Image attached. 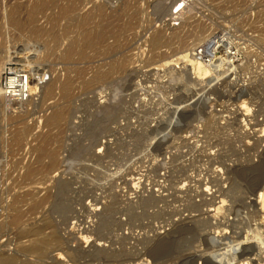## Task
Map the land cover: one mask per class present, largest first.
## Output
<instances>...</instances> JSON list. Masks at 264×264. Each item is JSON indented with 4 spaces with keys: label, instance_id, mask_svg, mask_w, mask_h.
Masks as SVG:
<instances>
[{
    "label": "rangeland",
    "instance_id": "374dc122",
    "mask_svg": "<svg viewBox=\"0 0 264 264\" xmlns=\"http://www.w3.org/2000/svg\"><path fill=\"white\" fill-rule=\"evenodd\" d=\"M180 1L0 0V84L9 61L32 65L29 100L0 102L1 254L32 264H167L201 242L222 259L240 241L257 243L264 0H183L175 16ZM85 31L103 38L86 44ZM157 32L183 33L196 47L227 33L240 59L200 79L179 42L153 45ZM70 42L78 53L67 59ZM58 105L66 122L49 131ZM48 132L59 148L52 171L49 158L39 161Z\"/></svg>",
    "mask_w": 264,
    "mask_h": 264
},
{
    "label": "bare ground",
    "instance_id": "6f19581e",
    "mask_svg": "<svg viewBox=\"0 0 264 264\" xmlns=\"http://www.w3.org/2000/svg\"><path fill=\"white\" fill-rule=\"evenodd\" d=\"M177 3V2H176ZM181 3V5H183V7L177 12V13H179V12H181L182 10H185V8H186V3H185V1H183V0H181L180 2H178L177 4H176V7H177V5L178 4H180ZM36 11H37V9H36ZM101 11H103V10H101ZM16 25H18L19 27L21 26V28H22V25H21V23L20 22H17L16 23ZM175 25V24H174ZM201 29H203V28H201ZM21 30V29H20ZM204 30V29H203ZM22 31V30H21ZM90 31V30H89ZM87 32V31H85L86 33H85V36H84V41H85V43L86 44H91V43H94V41H95V39L97 38V40L99 39H101V38H103L102 36H101V34H96V35H93V34H91V32ZM202 31V30H201ZM36 34L37 33H39V32H41V28L40 27H35V31H34ZM186 35H188V34H186ZM201 35V34H200ZM77 38V37H76ZM73 40H75V39H73ZM72 40V41H73ZM77 40V39H76ZM75 40V41H76ZM82 40V39H81ZM171 41V42H179L180 43V45H181V48L183 49V51H182V54H183V56L185 57V61H186V63H189V65L188 66H191L192 67V69L194 70V74L196 75L195 77H198V78H200V79H206V78H217L219 75H221V71H219L217 68L219 67H217V65L218 64H220L219 62H221V64H227V65H230L231 66V68H233V66L234 67H236V63H234V61H235V57L233 58V59H231V56L229 55V52H228V50H227V46H222L220 49H218V53H217V60L215 61V63H214V66H208V65H206V64H204L202 61H199L198 59H196L194 56H193V50H194V48L196 47V43H195V41H194V43H188V41H187V39L185 38V34H183V33H173L171 36H169L168 38L167 37H165L164 36V34L163 33H160V32H157V34H155V36L153 37V45L155 44V45H160V44H163V43H165V42H167V41ZM74 41V42H75ZM70 43H72V42H70ZM69 44V43H68ZM78 45V44H77ZM80 45V44H79ZM236 46H237V50H239V53H240V51H241V47H239V45L238 44H236ZM80 48V47H79ZM180 48V47H179ZM66 49V48H65ZM81 49V48H80ZM30 51V50H29ZM180 52V51H179ZM75 53H78V51H77V47H76V43L74 44V43H72L71 45H69V47L64 51V56H65V58H67V59H72L73 58V56L75 55ZM26 55V54H25ZM24 55V56H25ZM23 56V58H25ZM31 56V55H30ZM27 59V58H26ZM25 60V59H24ZM31 61V60H30ZM10 62H13V60L12 61H9V63ZM25 62V61H24ZM31 63V62H30ZM8 64V63H7ZM7 64H6V67H7ZM17 64H19V63H17ZM26 64V65H25ZM21 65V64H20ZM30 65V64H29ZM27 65V63H24V67L26 68V66H28V67H31L32 65ZM118 65H116V67H117ZM221 66V65H220ZM6 67H5V70H6ZM22 67H23V65H22ZM27 67V68H28ZM225 67H226V65H225ZM24 68V69H25ZM115 68V67H114ZM220 68V67H219ZM230 68V69H231ZM30 69V68H29ZM27 70V69H26ZM29 71V74H30V70H28ZM227 71V70H226ZM105 75V74H104ZM101 76V75H100ZM102 77V76H101ZM29 78H30V75H29ZM72 85H73V80L71 79V78H69L67 81H66V84H65V91H64V99H66V98H70V96H71V88H72ZM30 91H31V88H30ZM31 97V96H30ZM29 100V99H28ZM0 102H2L4 105H6L7 107H15V106H17L18 105V102H22V101H8L5 97H4V95H3V93H2V84H0ZM63 102V101H62ZM112 102V101H111ZM245 102V101H244ZM56 103V102H55ZM60 104V103H59ZM57 105V104H56ZM63 105H65V103L63 104ZM248 105V104H247ZM246 104H243V106H242V109L243 110H245V111H248V106H247ZM59 106V105H58ZM56 106V108H55V110L52 112V114L51 115H49V118L47 119V126H49L50 127V130L49 131H51V130H53V129H57V130H61V128H62V126L64 125V123L66 122L65 121V118H66V114H67V106L65 107V106ZM54 107H55V105H54ZM19 111H24V109H22V110H19ZM73 111V110H72ZM20 113V112H19ZM26 113V112H25ZM22 115H24V114H22ZM20 116V115H19ZM21 117V116H20ZM25 117H22V118H19V119H17L18 121H23V119H24ZM260 131V133H262V136L264 137V126L259 130ZM52 133V132H51ZM65 133V132H64ZM257 133V132H256ZM16 134V133H15ZM61 134V133H60ZM259 134V133H258ZM25 135H26V129L24 128L23 129V131L22 132H19V134L17 135L16 134V137H15V139L18 141V142H21V141H23V138L25 137ZM41 139H42V146H41V153H40V155H39V161L40 160H42V159H44V158H49V161H52V162H50V164L48 165V167H47V169L49 170V171H52V170H54L55 169V167H56V161H60V158H59V148H58V146L57 147H54V148H51V147H49L48 145H49V143L51 142V135L49 134V132L47 133V134H42L41 135ZM264 139V138H263ZM263 139H261V141L263 140ZM259 143V142H258ZM98 144V143H97ZM95 146V145H94ZM100 146V145H99ZM97 147V146H96ZM109 152V151H108ZM107 153V152H106ZM107 155V154H106ZM101 156V155H100ZM254 156V155H253ZM229 158V157H228ZM177 161V160H176ZM260 165V164H259ZM263 165V164H262ZM259 167V166H258ZM263 167H264V165H263ZM158 169V168H157ZM220 169V168H219ZM256 169H257V167H256ZM263 169V168H262ZM262 169H260L261 171H262ZM217 170H218V168H217ZM216 170V171H217ZM264 170V169H263ZM259 171V170H258ZM263 172V171H262ZM258 173V172H257ZM261 173V172H260ZM262 174V173H261ZM218 175H219V173H218ZM260 177H262L261 179H260ZM264 174L262 175V176H258V180H260V181H258V182H255V184L257 183V185H256V190H255V192H254V194H252V195H255V198H251V200L252 199H254V204H256V203H258V207H260V210L258 211V213H259V215H260V220L261 221H259L260 223H259V225L261 224V226L263 225L264 226ZM254 181H257V180H254ZM182 183V182H181ZM213 184V183H212ZM251 189V188H250ZM247 191V190H246ZM250 191V190H249ZM253 191V190H252ZM251 192V191H250ZM226 193V192H225ZM245 193H247V192H245ZM202 194V193H201ZM221 194V193H220ZM226 195V194H225ZM236 195V194H235ZM249 195V194H248ZM227 196V195H226ZM253 197V196H252ZM49 199V198H48ZM47 200V199H46ZM153 200V199H152ZM155 200V199H154ZM226 202V199H225V197L222 199V203L224 204ZM251 203V202H250ZM223 204L222 205H220V206H218V207H216V210L219 212L222 208H223ZM257 205V204H256ZM255 205V206H256ZM35 207V206H34ZM33 208V207H32ZM38 208V207H37ZM96 209H98L97 207H94L93 208V210H96ZM257 209V208H256ZM259 209V208H258ZM257 209V210H258ZM38 210V209H37ZM215 211V210H214ZM258 216V215H257ZM21 218H22V216L19 214L15 219H17L18 221H21ZM221 224V223H220ZM246 225V224H245ZM248 225V224H247ZM209 226V225H208ZM238 226V225H237ZM222 228V227H221ZM161 229V228H160ZM211 229V228H210ZM217 229H219V228H217ZM228 229V228H227ZM240 229H242V228H240ZM247 229V228H246ZM249 229V228H248ZM257 231L255 232V234H254V232H253V234L255 235L254 237H253V235H252V237L253 238H255L256 237V240H257V243L255 242H253L251 239V242H253L254 243V245H252V244H244V242H241L240 241V243L237 245L236 244V248H235V246L233 247V249H232V251L234 252L233 254H231V255H229V257H227L226 258V256H225V259H222L221 258V255L219 256V254L218 253H214V252H216V251H214V249H213V247H212V250H211V247H210V245H211V242H210V244H206L207 245V247H206V249L205 250H203L202 252H201V250H199L200 249V244L202 243H198L196 246H194V248H193V250H191V251H189V252H187L186 254H184V255H182L183 256V259L181 260V261H172V262H168L167 264H197V262H199V264H211V262L212 263H214V264H225V263H228V262H232L233 264H264V228H257L256 229ZM87 231V230H86ZM91 231V230H90ZM245 231V230H244ZM226 232V231H225ZM250 232V231H249ZM215 234H217L218 233V231L216 232H214ZM242 233V232H241ZM251 234V233H250ZM249 234V235H250ZM96 235V234H95ZM224 235V234H223ZM238 235V234H237ZM240 236V235H239ZM251 236V235H250ZM91 233L89 234L88 232H87V234L86 233H84V232H82V233H80V235H79V237L78 238H80L82 241H86V242H88V241H92V239H91ZM219 238V237H218ZM243 238H244V236H243ZM251 238V237H250ZM216 239V238H215ZM233 239V238H232ZM239 239H240V237H239ZM218 240V239H217ZM226 240H228V239H226ZM184 241V240H183ZM182 241V242H183ZM222 241V240H221ZM239 241V240H238ZM245 241V240H244ZM79 242V241H78ZM206 242V241H205ZM231 242V241H230ZM247 242H248V240H247ZM46 243V242H45ZM107 243V242H106ZM235 243H236V240H235ZM234 243V244H235ZM96 246L99 248H96V249H98V250H100L101 251V249L102 248H100L101 246H103V245H105V242H103V241H99V239L97 238V240H96ZM184 244V243H183ZM230 244V243H229ZM5 245V244H4ZM202 246L204 245L203 243L201 244ZM213 245V244H212ZM233 245V244H232ZM44 246V245H43ZM81 246V245H80ZM100 246V247H99ZM219 246V245H218ZM205 247V246H204ZM224 247V246H223ZM95 248V247H94ZM189 248V247H188ZM230 248H229V252L231 251L230 250ZM27 249H29V248H27ZM32 249H33V251H35V252H37L38 254H40V255H42L43 254V248H41V247H36V248H34V247H32ZM132 249V248H131ZM202 249V248H201ZM204 249V248H203ZM87 250V249H86ZM103 250V249H102ZM105 250V249H104ZM118 250V249H117ZM189 250V249H188ZM219 250V249H218ZM228 250V249H227ZM28 251V250H27ZM97 251V250H96ZM129 251V250H128ZM180 251V250H179ZM224 251V250H223ZM226 251V250H225ZM239 251V252H238ZM34 252V253H35ZM92 252V251H91ZM94 252V251H93ZM104 252V251H103ZM183 252V251H182ZM254 252H256V253H258V255H255L254 257L253 256H251V255H253L254 254ZM99 253V252H98ZM211 255H210V254ZM223 253H225V252H223ZM33 254V253H32ZM45 254V253H44ZM91 254V253H90ZM97 254V253H96ZM101 254V253H100ZM229 254V253H228ZM246 254H250V256L247 258H244V256L246 255ZM80 255V254H79ZM87 255V254H86ZM54 256H56V255H54ZM96 256V255H95ZM182 256H180V257H182ZM222 256H223V254H222ZM247 256V255H246ZM94 257V256H93ZM92 258V257H91ZM96 258V257H95ZM94 258V259H95ZM114 258V257H113ZM42 259V258H41ZM56 259V258H55ZM54 259V260H55ZM40 260V259H39ZM57 260V259H56ZM41 261V260H40ZM149 261V260H148ZM147 261V262H148ZM226 261V262H225ZM34 262V261H33ZM55 262V261H54ZM56 263H57V261H56ZM60 263H62V262H60ZM142 263H143V261H142ZM231 263V264H232ZM0 264H32L31 263V260H19V259H17V258H14V257H10L9 255H5V254H1L0 253Z\"/></svg>",
    "mask_w": 264,
    "mask_h": 264
},
{
    "label": "built area",
    "instance_id": "2783aa9c",
    "mask_svg": "<svg viewBox=\"0 0 264 264\" xmlns=\"http://www.w3.org/2000/svg\"><path fill=\"white\" fill-rule=\"evenodd\" d=\"M183 7V5L177 6L174 8L175 16L178 15V11ZM172 23H175V26L179 25L180 19H172ZM227 46V50L231 59H235L236 63L240 59L239 50L235 43L230 41V38L227 33H216L203 43L199 44L193 50V56L202 61L208 66H214L217 58V51L221 47ZM29 71L24 69L22 65L17 64L16 62H10L7 64L6 70L3 73L2 77V93L8 101H27L31 96L30 91V78Z\"/></svg>",
    "mask_w": 264,
    "mask_h": 264
}]
</instances>
